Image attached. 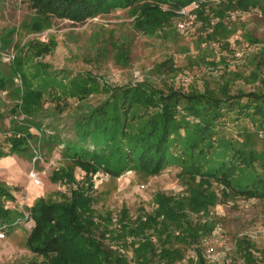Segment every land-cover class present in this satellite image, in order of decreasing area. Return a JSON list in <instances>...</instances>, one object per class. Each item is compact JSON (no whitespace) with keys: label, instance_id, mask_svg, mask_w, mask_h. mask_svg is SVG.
Returning a JSON list of instances; mask_svg holds the SVG:
<instances>
[{"label":"trees","instance_id":"trees-1","mask_svg":"<svg viewBox=\"0 0 264 264\" xmlns=\"http://www.w3.org/2000/svg\"><path fill=\"white\" fill-rule=\"evenodd\" d=\"M29 1L38 13L29 26L35 33L50 27L49 19L54 17L85 23L121 9L132 11L137 31L157 36L173 30L177 20V24L185 22V10L212 28L207 38L214 41L219 32L227 30L224 20L229 12L256 9L264 16V0ZM33 50L43 56L52 48L34 42ZM258 64L259 69L264 61ZM14 67L22 86L10 92L15 102L11 112L24 119L18 122L12 118L7 143L0 140V162L29 152V138L35 136L32 127L44 132L39 119L44 92L34 85L19 59ZM36 69L39 72L34 73V79L62 86L67 96L84 100L97 91L106 97L97 105L79 103L81 111L72 117L73 138L62 139L58 130L46 135L48 145L63 146L72 155V169H58L50 177L54 183L65 184L68 193L60 199L41 197L27 211H19L7 206L16 196L9 185L0 182V228L8 234L13 227L32 221L28 244L33 253L44 258L40 264H187L185 260L189 264H218V259L205 257L212 245H203L212 239L216 227L210 211L236 197L264 199V171H258V166L264 169V91L232 93L228 85L217 91L188 89L183 84L160 86L145 79L112 85L90 73L59 76L43 63L36 64ZM161 69L174 76L182 71L171 60ZM254 76L264 87V77L258 71ZM6 89L7 84L0 80V90ZM247 120L251 125L240 127L244 131L237 139L220 131L228 128L230 121L242 124ZM30 157H35L33 150ZM170 166L180 169L186 196L158 191L155 211L134 220L127 210L116 222L111 215L96 212L92 179L100 171L115 178L131 170L152 177ZM76 168L85 173L86 181L76 180ZM215 183L221 187L219 192L214 190ZM187 208L205 221H191ZM191 249L198 256L195 263L186 254ZM238 251L241 259L235 264H264V247L243 241ZM228 253L224 257L229 258Z\"/></svg>","mask_w":264,"mask_h":264},{"label":"rangeland","instance_id":"rangeland-1","mask_svg":"<svg viewBox=\"0 0 264 264\" xmlns=\"http://www.w3.org/2000/svg\"><path fill=\"white\" fill-rule=\"evenodd\" d=\"M207 11H210L208 6ZM37 18L38 13L29 0H0V80L7 84L5 91L0 90L2 143H7L12 118L18 122L24 119L17 114L13 117L11 112L15 102L11 100L10 92L12 88L14 93L22 86L21 77L14 71L18 59L24 64L34 85L44 92V111L39 118L44 132L32 127L30 131L35 136L29 138V152L8 157L10 166L0 169V182L6 181L4 183H8L16 196L14 203H7L12 209L27 211L41 197L60 199L62 194L68 193L65 184L54 183L50 177L58 169H72V155L63 146L48 145L46 135L58 130L62 139L73 138L76 131L72 127V117L80 113V105H97L106 97L97 91L84 100L67 96L62 86L33 78L34 73L39 72L36 64L43 63L59 76L90 73L112 85H127L145 79L160 86L183 84L188 89L208 87L217 91L220 86L228 85L232 93L239 90L264 91L254 76L258 71L264 77V64L258 69V63L264 61V16L256 9L227 13L224 20L227 30L219 32L218 39L214 41L207 38L212 28L189 13L183 22L187 23L186 26L182 28L177 20L173 30L169 32L167 29L157 36L137 31L129 10H116L85 23L54 17L49 19L50 27L35 33L29 26ZM34 42L42 43L52 51L38 56L33 50ZM170 60L182 69L176 76L168 69L161 71V65ZM249 124L250 120L242 124L230 121L228 128L220 131L237 139L244 131L240 127ZM31 150L35 153L33 160ZM33 169L41 179V186H35L29 177ZM258 171L262 173L263 167L258 166ZM130 172L115 178L100 171L93 177L98 214L111 215L116 222L121 218L122 211L127 210L128 217L134 220L140 214L155 211L154 196L158 191L174 197L187 195V185L183 183L184 178L176 166H170L161 175L152 177L134 170ZM75 175L77 181H86L80 168L75 169ZM214 190L219 192L221 187L215 183ZM186 211L191 221H205L204 217L193 214L188 208ZM212 211L210 218L216 222V227L212 239L203 243L205 247L212 245L211 260L216 258L218 264H235L241 259L238 250L239 243L243 241L264 247V199L236 197L229 203L217 205ZM28 224L24 222L13 227L6 239L0 241V264L43 262L44 258L33 253L29 247L31 229ZM227 251L229 258L224 257ZM186 254L193 263L197 261L194 250H188ZM185 262L189 264L190 261Z\"/></svg>","mask_w":264,"mask_h":264},{"label":"built area","instance_id":"built-area-1","mask_svg":"<svg viewBox=\"0 0 264 264\" xmlns=\"http://www.w3.org/2000/svg\"><path fill=\"white\" fill-rule=\"evenodd\" d=\"M194 7L197 8V6H194ZM182 13H183V14H187V12H186L185 10H183ZM186 24H187V23H181L180 26L183 28L184 26H186ZM129 173H131V172L129 171ZM29 177H30V179L32 180V182H33V184H34L35 186H41V185H42L41 179L39 178V175H38V173H37L36 170H34V169L31 170ZM24 215H25V218H26V219L29 218V215H28L27 213H25ZM28 226H29L30 229H32V227L34 226L33 222L30 221L29 224H28ZM218 230H221V228H218ZM6 236H7L6 231H4V229H1V228H0V241L5 240V239H6ZM118 250H119L121 253H125V249L122 248V247H118ZM212 254H213V249H212V248H209V249L206 251V254H205V255H206V258H207V259L210 258V260H211V259L213 258V257H212ZM226 255H227V252L224 253V256H226ZM215 259H216V258H215ZM215 259H214V260H215ZM228 263H229V261H228Z\"/></svg>","mask_w":264,"mask_h":264},{"label":"crops","instance_id":"crops-1","mask_svg":"<svg viewBox=\"0 0 264 264\" xmlns=\"http://www.w3.org/2000/svg\"><path fill=\"white\" fill-rule=\"evenodd\" d=\"M8 159V158H7ZM7 159L3 160L2 164L0 165V169H3L2 166L4 168H6L7 166H10V163L8 161H6ZM2 171V170H1ZM2 182H6V181H2ZM8 184V183H7Z\"/></svg>","mask_w":264,"mask_h":264},{"label":"bare ground","instance_id":"bare-ground-1","mask_svg":"<svg viewBox=\"0 0 264 264\" xmlns=\"http://www.w3.org/2000/svg\"><path fill=\"white\" fill-rule=\"evenodd\" d=\"M6 161H9L8 159Z\"/></svg>","mask_w":264,"mask_h":264}]
</instances>
